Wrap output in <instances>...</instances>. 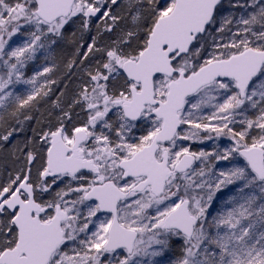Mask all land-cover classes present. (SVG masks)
I'll return each instance as SVG.
<instances>
[{
	"label": "snow or ice",
	"instance_id": "obj_1",
	"mask_svg": "<svg viewBox=\"0 0 264 264\" xmlns=\"http://www.w3.org/2000/svg\"><path fill=\"white\" fill-rule=\"evenodd\" d=\"M0 264H264V0H0Z\"/></svg>",
	"mask_w": 264,
	"mask_h": 264
}]
</instances>
